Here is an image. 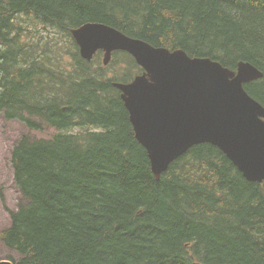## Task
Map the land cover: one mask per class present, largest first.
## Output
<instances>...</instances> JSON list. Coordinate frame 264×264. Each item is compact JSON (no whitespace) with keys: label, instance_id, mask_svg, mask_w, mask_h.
I'll use <instances>...</instances> for the list:
<instances>
[{"label":"trees","instance_id":"obj_1","mask_svg":"<svg viewBox=\"0 0 264 264\" xmlns=\"http://www.w3.org/2000/svg\"><path fill=\"white\" fill-rule=\"evenodd\" d=\"M32 19L60 39L30 35ZM87 22L231 69L248 61L263 77L246 90L264 105V0H0V113L58 130L11 147L22 198L0 233L13 254L0 261L264 264V182L212 143L156 179L113 86L144 70L125 51L107 66L100 53L83 59L71 29Z\"/></svg>","mask_w":264,"mask_h":264},{"label":"water","instance_id":"obj_2","mask_svg":"<svg viewBox=\"0 0 264 264\" xmlns=\"http://www.w3.org/2000/svg\"><path fill=\"white\" fill-rule=\"evenodd\" d=\"M71 33L88 61L99 49L105 51V64L113 51L126 50L145 69L133 81L114 86L122 92L156 179L194 144L212 143L246 179L264 181V106L244 87L263 77L252 63L240 62L232 70L208 57L154 46L104 23H86Z\"/></svg>","mask_w":264,"mask_h":264},{"label":"rangeland","instance_id":"obj_3","mask_svg":"<svg viewBox=\"0 0 264 264\" xmlns=\"http://www.w3.org/2000/svg\"><path fill=\"white\" fill-rule=\"evenodd\" d=\"M37 21L32 19L28 21V26L34 28L30 35L40 38H47L52 41H58L60 36L55 30L48 29L49 26L40 25L36 28ZM10 37V36H9ZM18 47L14 48V52ZM103 53L101 54V58ZM56 132L55 128L44 126L42 130H30L24 124L18 121H7L0 113V233L9 226L10 210L17 208L22 195L16 186L13 176V167L10 160V151L13 143L17 141L24 133H29L35 138H47ZM13 254L11 250L0 240V258ZM18 257V255L16 256Z\"/></svg>","mask_w":264,"mask_h":264},{"label":"bare ground","instance_id":"obj_4","mask_svg":"<svg viewBox=\"0 0 264 264\" xmlns=\"http://www.w3.org/2000/svg\"><path fill=\"white\" fill-rule=\"evenodd\" d=\"M84 25V24H83ZM82 26V25H81ZM78 28V27H77ZM73 37H74V35H73ZM74 39H75V37H74ZM182 50V49H181ZM184 51V50H183ZM187 53V52H186ZM188 54V53H187ZM189 55V54H188ZM190 56V55H189ZM191 57H193V56H191ZM195 57H198V56H195ZM209 58V57H208ZM211 59V58H210ZM213 60V59H212ZM220 62V61H219ZM241 62H247V63H250V62H248V61H241ZM221 63V62H220ZM222 64V63H221ZM239 65V64H238ZM253 66H255L254 64H253ZM226 67V66H225ZM259 71H261L257 66H255ZM229 68V67H228ZM237 68H238V66H237ZM237 68H235V69H232V70H237ZM231 69V68H230ZM262 72V71H261ZM263 73V72H262ZM253 97V96H252ZM254 98V97H253ZM255 99V98H254ZM255 100H257V99H255ZM258 101V100H257ZM259 102V101H258ZM262 104V103H261ZM263 105V104H262ZM26 257V256H25ZM2 261H8V262H10V263H12L10 260H6V259H4V260H1L0 261V264H1V262ZM26 262V261H25ZM12 264H14V263H12Z\"/></svg>","mask_w":264,"mask_h":264}]
</instances>
